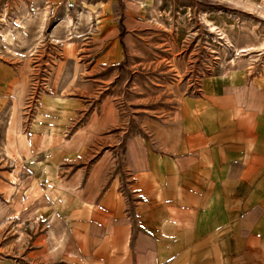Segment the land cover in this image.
<instances>
[{"label": "rangeland", "instance_id": "obj_1", "mask_svg": "<svg viewBox=\"0 0 264 264\" xmlns=\"http://www.w3.org/2000/svg\"><path fill=\"white\" fill-rule=\"evenodd\" d=\"M263 72L264 0H0V262L29 263L35 250L42 264L93 259L111 232L100 203L115 184L123 227L133 224L129 160L165 155L182 99L207 77ZM26 165L55 182H40L53 208L32 200ZM62 184L88 212L57 204Z\"/></svg>", "mask_w": 264, "mask_h": 264}, {"label": "crops", "instance_id": "obj_2", "mask_svg": "<svg viewBox=\"0 0 264 264\" xmlns=\"http://www.w3.org/2000/svg\"><path fill=\"white\" fill-rule=\"evenodd\" d=\"M166 128L165 155L144 151L129 160L135 171L133 190L140 198L133 226L127 222L123 227L122 202L112 184L100 203L111 232L97 240L90 251L93 259L86 250L63 264H264V72L249 80L203 79L198 94L182 99ZM47 140L51 137L40 143L45 154ZM24 142L17 141L15 153ZM27 145V154L20 151L26 162L34 154L30 141ZM22 170L27 177L22 184L35 185L29 191L32 200L53 208L40 188L43 181L26 173L33 168ZM39 174L52 177L42 168ZM44 184L55 187V182ZM59 188L57 204L88 212L90 206L68 185ZM69 216L70 211L68 224L82 227ZM37 252L29 254V263L18 264H42Z\"/></svg>", "mask_w": 264, "mask_h": 264}]
</instances>
